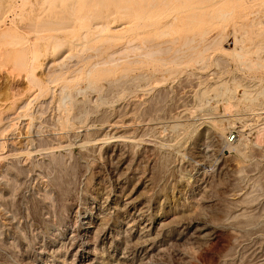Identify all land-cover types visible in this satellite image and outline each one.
I'll return each mask as SVG.
<instances>
[{
    "label": "rangeland",
    "instance_id": "obj_1",
    "mask_svg": "<svg viewBox=\"0 0 264 264\" xmlns=\"http://www.w3.org/2000/svg\"><path fill=\"white\" fill-rule=\"evenodd\" d=\"M94 2L0 0V155L26 152L0 162V264H78L97 205L106 230L138 209L207 224V237L148 264H264V0ZM217 122L205 144L203 127ZM124 136L136 143L118 181L97 143ZM200 149L211 152L204 165Z\"/></svg>",
    "mask_w": 264,
    "mask_h": 264
},
{
    "label": "bare ground",
    "instance_id": "obj_2",
    "mask_svg": "<svg viewBox=\"0 0 264 264\" xmlns=\"http://www.w3.org/2000/svg\"><path fill=\"white\" fill-rule=\"evenodd\" d=\"M100 1V0H99ZM98 1V3H99ZM102 1V0H101ZM104 1V0H103ZM212 1V0H211ZM214 2L216 0H213ZM91 3V1H89ZM97 3L96 0L94 2V4ZM97 3V4H98ZM95 4V5H97ZM101 4V3H100ZM99 5V4H98ZM104 5V4H103ZM102 7V5H100ZM96 7V6H95ZM97 9V8H96ZM94 9V11L96 10ZM102 9V8H101ZM103 9H104V6H103ZM106 9V8H105ZM124 10V9H123ZM226 15V14H225ZM228 15V14H227ZM73 16V15H72ZM221 16V15H220ZM117 17V16H115ZM121 17V16H120ZM224 17V15H223ZM71 18V17H70ZM91 19V18H90ZM104 19V18H103ZM108 19V18H107ZM225 19V18H223ZM93 20V19H92ZM112 20V19H111ZM110 20V21H111ZM118 20H120V18H118ZM135 20V19H134ZM175 20V19H174ZM88 21V20H87ZM100 21V20H99ZM104 21V20H103ZM109 21V23H110ZM116 21V19H115ZM95 24L97 22H94ZM99 23V22H98ZM97 23V24H98ZM102 24H99L98 26L100 27H94L96 28L97 30H100L101 32L104 31L107 27V24L105 23H108V22H102ZM112 23V22H111ZM118 23V22H117ZM95 24H93L92 26H94ZM106 26H105V25ZM110 27L108 26L107 29H109L110 31H113V30H121L119 29L118 30V26L116 24H109ZM125 26V25H124ZM122 29L124 28L123 25L121 26ZM168 27V26H166ZM169 27H170V23H169ZM90 31H92L90 29ZM100 31H94L97 32L98 34H100L101 32ZM116 31V32H117ZM105 32V31H104ZM115 32V31H114ZM91 33V32H90ZM96 33V34H97ZM103 33V32H102ZM204 33V32H203ZM95 34V35H96ZM98 34L96 36H98ZM85 35V34H84ZM56 36V35H55ZM94 36V34H93ZM95 36V37H96ZM110 36V35H108ZM107 36V37H108ZM99 37V36H98ZM113 37V36H111ZM53 38V37H52ZM100 38V37H99ZM63 39V38H62ZM94 39V37H93ZM97 37L94 39L96 40ZM83 40H84V37H83ZM82 40V41H83ZM88 40V39H87ZM90 40V39H89ZM134 40V39H133ZM192 40V39H191ZM190 40V41H191ZM68 41V40H67ZM92 41V40H91ZM69 42V41H68ZM133 42V41H131ZM150 42V41H149ZM214 43H219L220 40L218 42H215L213 40ZM212 42V43H213ZM237 42V40H236ZM235 42V43H236ZM86 41H85V46H86ZM89 43V42H88ZM128 43V42H127ZM148 43V41H147ZM167 43V42H165ZM193 43V42H192ZM211 43V45H213ZM221 43V42H220ZM71 44V43H70ZM82 44V45H84ZM164 44V43H163ZM224 44V43H223ZM209 45V44H208ZM210 45V46H211ZM215 45V44H214ZM62 45L60 46H57L56 48H60ZM209 46V48H210ZM219 46V45H218ZM221 46V44H220ZM152 47V46H151ZM150 47V48H151ZM154 47V45H153ZM213 47V46H211ZM217 47V46H216ZM246 47V46H245ZM47 48V47H46ZM54 48V49H56ZM149 48V47H148ZM208 47H206V49H208L207 51H210ZM218 48V47H217ZM57 49V50H58ZM167 50L169 48H166ZM206 49L204 52H206ZM85 50V49H84ZM128 50V49H127ZM162 49H160L159 51H161ZM192 50V49H190ZM213 50V49H212ZM70 51V50H69ZM85 51H88V50H85ZM167 52V51H166ZM203 52V53H204ZM246 52V51H245ZM163 53V51H162ZM202 53V55H203ZM153 54V53H152ZM161 54V53H160ZM165 54V52L163 53ZM234 54V53H233ZM237 54V52H236ZM239 54V53H238ZM242 54V53H241ZM246 54V53H244ZM243 54V55H244ZM199 56V55H198ZM238 56V58H240V60H243L241 59V57H244V56H241L240 54L239 55H236V57ZM241 56V57H240ZM112 56H110L109 59H111ZM200 57V56H199ZM108 58V57H107ZM198 58V57H197ZM196 58V59H197ZM113 59V57H112ZM177 59V58H176ZM195 59V60H196ZM119 61V60H117ZM245 61V60H244ZM174 62V61H173ZM242 62V61H241ZM111 63H114V62H111ZM130 63V62H129ZM245 64V63H244ZM106 65V64H105ZM94 67V66H93ZM87 74V73H86ZM37 75V74H36ZM88 77V76H87ZM38 78V77H37ZM46 82V81H45ZM112 85V84H111ZM64 89V88H63ZM121 90V89H120ZM69 98V96H68ZM67 98V99H68ZM30 99V98H29ZM63 100L65 99L62 98ZM27 103V102H26ZM69 103V102H68ZM132 103V102H131ZM48 104V103H47ZM56 105V104H55ZM66 105V104H65ZM58 106V105H57ZM22 106H20L21 108ZM19 108V109H20ZM47 108V107H46ZM132 108V107H131ZM187 110V109H186ZM66 111V110H64ZM184 111V110H183ZM68 112V111H67ZM131 112V111H130ZM137 112V111H136ZM186 112V111H185ZM228 112V111H227ZM125 113V112H124ZM142 113V112H141ZM134 114V113H133ZM132 114V115H133ZM136 114V113H135ZM134 114V115H135ZM229 114V113H228ZM230 114H232L230 112ZM259 114V113H258ZM4 115V114H2ZM104 115V114H103ZM180 115V114H179ZM124 116V115H123ZM145 116V114H144ZM233 116V115H232ZM146 117V116H145ZM185 117V116H184ZM174 118V117H173ZM190 118V117H189ZM2 119V117H1ZM5 119H13L12 117H5ZM28 119V118H27ZM221 119V118H220ZM172 120V119H171ZM233 120V117L231 119L230 116L228 115H225L224 117H222V121H230ZM10 121V120H9ZM147 121V120H146ZM207 121V120H206ZM222 121H220L222 123ZM112 122V121H111ZM167 122V121H166ZM165 122V123H166ZM176 122V120H175ZM50 123V122H49ZM119 123V122H118ZM24 124V123H23ZM44 124V123H42ZM107 124V123H106ZM120 124V123H119ZM163 124V123H162ZM161 124V125H162ZM170 124V123H169ZM118 124H113V125H109V128H115L117 129ZM121 125V124H120ZM155 125V124H154ZM165 125V124H164ZM218 125V122L216 124H211L209 123L208 125H205L202 129V136H211V137H214L216 134L218 135L219 134V129L218 127L220 126H217ZM46 126V125H45ZM126 126V125H124ZM159 126H160V123H159ZM168 126V125H167ZM175 126V125H174ZM178 126V125H176ZM175 126V127H176ZM231 126V125H230ZM127 127V126H126ZM132 127V126H131ZM174 127V128H175ZM8 128V127H7ZM122 128V127H119V129ZM172 128V127H171ZM220 128V127H219ZM54 129V128H53ZM75 129V128H74ZM118 129V130H119ZM177 130V128H175ZM135 130V129H134ZM169 130V129H168ZM24 131V130H23ZM117 131V130H116ZM174 131V130H173ZM222 132V131H221ZM220 132V133H221ZM27 133V132H26ZM223 133V132H222ZM176 134V133H175ZM141 136V135H140ZM204 136V141L205 140H208V138L210 137H207L205 138ZM50 137V135H49ZM133 137V136H132ZM222 137V136H221ZM53 138V137H52ZM216 138V137H215ZM218 138V137H217ZM55 139V138H54ZM13 141V140H12ZM12 141L10 143H12ZM42 141V140H41ZM137 141V140H136ZM83 142V141H82ZM90 142V141H89ZM100 140L98 141L97 144H103L105 146H107L108 148L106 149V152L110 153L111 154V157L112 159H114L116 161V167H115V171L119 173L118 177H117V180L120 181L122 179V176H123V173L125 170H127V167H128V161H127V145L126 144H135V140L133 139H128L124 138L123 137H113L111 138V140H106V141H103V142H100ZM142 142V141H141ZM160 142V141H159ZM211 142V141H210ZM209 142V143H210ZM205 144H208L206 141L204 142ZM43 144V143H42ZM96 144V143H95ZM101 144V145H102ZM147 144V143H146ZM151 144V143H149ZM51 145V144H50ZM90 145V144H89ZM14 146V144L12 145ZM38 146V145H37ZM39 148V147H38ZM54 148V147H53ZM131 148V147H130ZM256 148V147H255ZM10 149V148H9ZM207 149V148H205ZM24 150V149H23ZM54 150V149H53ZM26 151V150H25ZM35 151V150H34ZM39 151V150H38ZM37 151V152H38ZM42 151V150H41ZM19 152V151H18ZM24 152V151H23ZM36 152V153H37ZM22 152L20 153H15V150L11 149L8 151V153H4L5 155H0V162L1 161H4L5 163H7L8 161H13L17 159L24 161L25 160V156L24 154H21ZM39 153V152H38ZM211 152L208 150H199L197 152V158L199 159V163L201 165H204L207 161H209V159L211 158ZM29 154V153H28ZM27 154V155H28ZM52 154V153H51ZM53 155V154H52ZM28 157V156H27ZM26 157V158H27ZM32 157V156H31ZM60 159V158H59ZM63 159V158H62ZM217 159V158H216ZM110 161V160H109ZM33 162V161H32ZM60 162V161H59ZM8 164V163H7ZM25 164V162H24ZM60 164V163H59ZM167 164V163H166ZM22 165V164H21ZM4 165H1V167H3ZM17 166V164H16ZM235 166V165H234ZM239 166V165H238ZM214 167V166H213ZM243 167V166H242ZM231 168V167H230ZM238 168V167H237ZM114 169V168H113ZM203 169V168H202ZM242 169V168H241ZM239 172V171H238ZM115 173V172H113ZM164 173V172H163ZM5 177V176H4ZM7 178V177H6ZM241 178V177H240ZM10 179V178H9ZM44 180V179H43ZM123 180V179H122ZM245 180V179H244ZM258 180V179H257ZM175 181V180H174ZM200 181V180H199ZM257 182V181H256ZM243 183V182H242ZM247 184V183H246ZM257 184V183H255ZM254 185V184H253ZM247 186V185H246ZM1 187V186H0ZM251 189H252V185L250 186ZM250 189V188H249ZM262 189V188H261ZM252 191V190H251ZM250 191V192H251ZM249 192V190H248ZM257 193V190L255 191ZM247 195V194H246ZM248 195H251V194H248ZM11 196V195H10ZM255 196V195H254ZM16 197V196H15ZM253 197V196H252ZM233 198V197H232ZM258 198V197H256ZM227 200V199H226ZM243 201V200H242ZM256 201V200H255ZM245 201L241 202V203H244ZM240 203V202H239ZM240 203V204H241ZM104 205V204H103ZM102 205V206H103ZM132 202H126V204H124L123 207H121L119 210L121 213H124L122 214V216L125 215V212L129 209V208H132ZM210 206V205H209ZM264 206V205H263ZM96 207V206H95ZM155 208V207H154ZM197 208V207H196ZM144 210V209H143ZM142 209H138V210H134L133 213H131L128 217L124 218V220L121 219L122 223L124 224V228L123 227H119V229L121 228L124 229L123 231L121 230H116L115 227L114 229L112 228H107L108 230H106V222H105V214H106V211L100 206L97 205L96 208H94L92 214L90 217H87L88 219V227H86V225H84V232L82 233L81 235V238L79 240V244H80V248L79 250L76 252L75 255H77V258H78V264H98L99 263V257L98 255L96 254V248H95V245L93 243V241H95V239H99L101 237V239H103V241L105 242V240L109 241V247L107 248H103L104 250L106 249V251H104L103 253H106L107 256H108V264H130L129 262H131L133 264V260H137L139 261V264H148L150 259L152 258H155V257H159V256H163V254L166 252L167 248L172 246V245H177V246H183V245H186L188 244V242L190 243L192 240L194 241H198L199 239L201 240L203 238V235L205 236L206 234L204 233L205 231L209 230L207 224H196L195 221L196 219L195 218H192L194 220V222H192L188 217L187 215H184V213H182V215L184 216H181L179 217V215L181 214L180 212H178L179 210L177 208H174V212H173V208L171 209V211L173 212L172 214H165L164 212H161V211H156V212H153L152 215H147L146 212H143ZM108 211V210H107ZM145 211V210H144ZM170 211V210H169ZM151 213V212H150ZM245 213L244 211H240V213H238L239 215H237V218H240V217H243L245 216ZM8 214V213H7ZM190 214V213H189ZM258 214L259 211H258ZM177 215V217H176ZM235 216V215H233ZM232 216V217H233ZM188 219H187V218ZM198 217V216H197ZM222 217V216H221ZM248 217V216H247ZM191 218V217H190ZM209 218V217H208ZM226 218V217H225ZM86 219V220H87ZM233 219V218H232ZM242 219V218H241ZM248 219V218H247ZM190 220V221H189ZM199 220V219H198ZM254 220V219H253ZM11 221V220H10ZM209 221V220H208ZM230 221V220H229ZM252 221V220H251ZM117 222V221H116ZM116 222H115V225H116ZM227 222V220H226ZM202 223V222H201ZM3 224V223H1ZM5 225L6 226H10L11 224L9 222H5ZM222 226V225H221ZM83 227V226H82ZM117 228V227H116ZM259 231V230H257ZM208 232V231H207ZM231 232V231H230ZM125 233H128L129 236H124ZM209 233V232H208ZM79 235V234H78ZM235 235V234H234ZM77 236V235H76ZM75 236V237H76ZM74 237V238H75ZM202 237V238H201ZM207 237V235L205 236ZM204 237V238H205ZM203 238V239H204ZM232 238V236H231ZM234 239V238H233ZM208 240V239H207ZM76 241V240H75ZM101 241V242H103ZM192 241V242H194ZM103 242V243H104ZM198 243V242H197ZM196 243V244H197ZM195 245V244H194ZM78 246V245H77ZM187 246V245H186ZM245 247V246H244ZM188 249V248H187ZM232 249V247L230 248ZM229 249V251H230ZM36 250V249H35ZM50 252V251H49ZM234 252V250L232 251ZM262 252V251H261ZM56 253V252H52L50 254H48L47 252H44V254H41L42 256H44L45 258H52V255ZM227 253V252H226ZM229 253V252H228ZM105 254V255H106ZM253 254V253H252ZM104 255V254H103ZM184 255V254H183ZM224 255V254H223ZM226 255V254H225ZM234 255V254H233ZM48 256V257H47ZM38 257V256H37ZM176 257V256H175ZM179 257V256H178ZM183 257V256H182ZM224 257V256H223ZM250 257V256H249ZM247 257V258H249ZM261 257V256H260ZM103 258V257H102ZM165 258V257H164ZM222 258V257H221ZM262 258V257H261ZM35 259V258H34ZM101 259V258H100ZM105 259V258H104ZM239 259V258H238ZM53 264H58V263H63L61 262L60 260V257H58L56 259V257L53 259ZM246 260V259H245ZM137 261V262H138ZM190 261V260H189ZM106 262V263H107ZM151 262V261H150ZM220 263V262H219ZM248 263V262H247ZM43 264V263H42ZM151 264V263H150ZM178 264V263H177ZM229 264V263H228Z\"/></svg>",
    "mask_w": 264,
    "mask_h": 264
},
{
    "label": "built area",
    "instance_id": "obj_3",
    "mask_svg": "<svg viewBox=\"0 0 264 264\" xmlns=\"http://www.w3.org/2000/svg\"><path fill=\"white\" fill-rule=\"evenodd\" d=\"M230 139H233L234 140V136L230 137Z\"/></svg>",
    "mask_w": 264,
    "mask_h": 264
}]
</instances>
